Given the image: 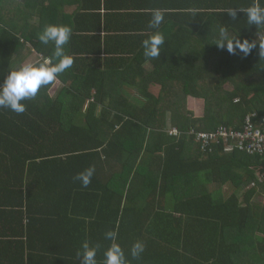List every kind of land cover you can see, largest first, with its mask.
<instances>
[{"label":"trees","instance_id":"obj_1","mask_svg":"<svg viewBox=\"0 0 264 264\" xmlns=\"http://www.w3.org/2000/svg\"><path fill=\"white\" fill-rule=\"evenodd\" d=\"M55 2L0 0V83L53 55L38 35L65 25ZM221 27L256 46L218 48ZM200 31L165 41L158 58L72 31L71 68L21 101L25 112L0 108V264H80L84 242L103 264L108 231L130 264H264V158L197 136L242 130L252 114L264 130V40ZM89 167L83 187L75 177Z\"/></svg>","mask_w":264,"mask_h":264},{"label":"crops","instance_id":"obj_2","mask_svg":"<svg viewBox=\"0 0 264 264\" xmlns=\"http://www.w3.org/2000/svg\"><path fill=\"white\" fill-rule=\"evenodd\" d=\"M253 3L254 0H56L55 7L64 13L65 25L76 35L101 41L105 50V43L116 44L120 40L132 43L130 47L134 49L135 43H142L153 35L157 29L148 25L154 9L164 12L158 31L168 42L201 41L200 27L219 25L255 31L254 40L263 41L264 25H249L246 12L242 11ZM260 6L264 7V3ZM229 9L236 10V19L228 14ZM110 57L119 56L111 54Z\"/></svg>","mask_w":264,"mask_h":264},{"label":"clouds","instance_id":"obj_3","mask_svg":"<svg viewBox=\"0 0 264 264\" xmlns=\"http://www.w3.org/2000/svg\"><path fill=\"white\" fill-rule=\"evenodd\" d=\"M264 0H259L249 8L242 10L246 12L249 25L261 26L264 25V7L260 4ZM228 14L232 19L237 18L236 10L229 9ZM164 20V12L161 9L152 11V18L149 21V28L157 29L153 35L142 42L144 55L148 58H158L161 54V46L165 44L164 35L158 31L161 23ZM72 35V28L67 25H45L41 33L38 35V40L43 45L53 44L54 53L51 57H46L42 62L32 65H24L17 70L10 71L0 83V108L10 109L17 114L26 111V105L21 101L34 98L41 86L52 83L58 74L71 68L74 61L70 55L65 53L64 46L68 44ZM218 48H225L230 54H235L239 49L247 56L251 49L256 45L249 43L247 40L241 42L237 36H230L226 28L219 29V35L215 42ZM260 55L264 56V44H260ZM95 172L94 167H89L83 172L77 174L76 180L82 183L83 187H87ZM105 239L112 241L108 248L104 251L103 264H130L121 246L116 242L117 233L108 231L105 233ZM145 245L142 241H137L132 245L130 255L133 259L139 258L144 252ZM77 256L80 257V264H98L97 247H92L88 242L82 245V252L78 251Z\"/></svg>","mask_w":264,"mask_h":264},{"label":"built area","instance_id":"obj_4","mask_svg":"<svg viewBox=\"0 0 264 264\" xmlns=\"http://www.w3.org/2000/svg\"><path fill=\"white\" fill-rule=\"evenodd\" d=\"M256 116V114H252L247 117L242 130L224 128L216 133H199L198 140L205 146L222 141L227 152L232 153L238 150L250 156L259 155L264 158V130L254 122L253 119ZM172 133L177 134V129H174ZM258 177L259 180H264V174H259Z\"/></svg>","mask_w":264,"mask_h":264},{"label":"rangeland","instance_id":"obj_5","mask_svg":"<svg viewBox=\"0 0 264 264\" xmlns=\"http://www.w3.org/2000/svg\"><path fill=\"white\" fill-rule=\"evenodd\" d=\"M32 62H34V60ZM226 89H227V87H226Z\"/></svg>","mask_w":264,"mask_h":264}]
</instances>
